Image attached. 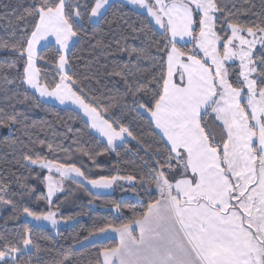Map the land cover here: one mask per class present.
<instances>
[{"label":"snow or ice","instance_id":"1","mask_svg":"<svg viewBox=\"0 0 264 264\" xmlns=\"http://www.w3.org/2000/svg\"><path fill=\"white\" fill-rule=\"evenodd\" d=\"M128 2L144 9L162 29L163 46L152 41L161 54L159 63L153 65L158 74L138 81L134 90L122 72L114 75L125 79L126 95L150 97L145 103L134 99V110L150 113V123L154 131L158 130L155 134L163 142L164 151L153 153L154 167L149 179L142 180V185L155 186V195L146 189L153 198L139 217L120 227H101L85 237L110 239L111 232L119 236L115 247L105 248L89 264H264V17L250 23L224 17L226 28L221 30H230V34L222 37L217 23L225 9L217 0ZM108 5L109 0H93L91 4L40 0L28 12L35 18L31 31L15 43L0 42V47L25 58L23 83L41 98L78 105L90 127L106 137L107 145L114 146L117 140L132 136L131 131L114 119H105L103 112L107 109L102 111L93 100L86 102L83 90L78 94L73 89L76 81L65 72L68 59L64 54L70 41L78 37L85 16L89 21L102 18ZM50 36L59 46V82L53 79L51 84L41 83L35 63L37 58L43 59L38 57L37 45ZM185 37L193 42L190 50L178 47ZM257 45L259 64L254 59ZM124 50L138 60L144 52L143 48ZM236 60L240 70L235 83L239 86L229 79L226 66ZM9 66L14 67V62ZM17 116L5 113L0 116V124H15ZM208 116H213V123L220 129L219 139L206 120ZM23 158L49 173L55 169L59 175L60 179L44 177L47 194L42 198L50 207L54 194L63 191L65 178L81 186L86 181L98 190L96 195L117 181L136 180L132 175L89 179L75 164L56 163L39 155ZM3 206L17 210L7 198V188L0 186ZM116 208L119 211L120 205ZM22 214L33 221H48L53 227L59 223L51 210L37 214L24 207ZM31 232L25 226L14 239L0 236V264H26L18 256L32 249L39 251ZM77 244L83 247L84 241L77 240ZM60 264H71L70 258L65 257Z\"/></svg>","mask_w":264,"mask_h":264},{"label":"trees","instance_id":"2","mask_svg":"<svg viewBox=\"0 0 264 264\" xmlns=\"http://www.w3.org/2000/svg\"><path fill=\"white\" fill-rule=\"evenodd\" d=\"M71 3H88L93 0H70ZM225 9L217 31L224 37L228 33L223 18L239 20L240 23L259 22L264 17V0H217ZM40 0H0V42L9 44L19 41L31 31L34 17L29 16L34 5ZM232 13V16H228ZM143 28V31H134ZM198 33L199 28H196ZM152 23L147 14L131 8L121 1L111 2L104 16L97 23L90 22L85 16L78 27L77 41L67 53L68 72L76 81L73 89L86 94L89 100L99 104L105 119H114L127 127L132 136L114 147L96 136L83 116L74 109L59 107L45 102L28 85L23 83L25 58L15 55L10 48L0 47V109L3 114H18L17 123L0 124V186L7 188V198L16 205L0 218V236L14 239L16 233L27 226L32 229L31 238L39 251L32 249L18 256L26 264H60L65 257L71 264H89L95 261L98 253L105 248L115 247L117 241L87 243L85 237L101 227H120L131 223L146 209L147 203L155 195V186L143 183L150 176L153 153L164 144L155 134L154 124L150 123V113L134 110L136 103H145L149 96L138 94L135 98L127 92L125 79L114 75L120 71L135 89L138 81L150 79L158 74L153 67L159 63L152 41L161 42L164 36ZM184 50L193 48V42L178 44ZM144 49L141 59L128 55L124 49ZM50 44L38 52L36 67L40 69L41 83L59 82L57 69L59 53ZM259 49L254 59L259 60ZM155 57V59H153ZM14 62L15 66L10 67ZM229 79L234 86L239 68L228 65ZM27 97V99H25ZM207 121L213 116L206 117ZM218 128V127H217ZM132 137H135L133 139ZM218 138L220 129L218 128ZM43 142V143H41ZM51 145V148L48 147ZM25 155L56 163H71L81 168L89 179L101 176L136 177L135 184L128 191L132 198H122L119 194H99L86 189L87 198L82 199L75 208L59 212L63 220L72 221L58 229L38 227L23 220L22 209L28 207L37 214H46L58 209L57 200L49 206L42 197L46 193L43 175L24 160ZM85 185H83L84 187ZM153 188V190H152ZM34 191H30L33 190ZM146 189H151L149 196ZM119 204V211L116 205ZM15 217V219H13ZM84 241V246L77 244ZM102 259V258H101Z\"/></svg>","mask_w":264,"mask_h":264},{"label":"rangeland","instance_id":"3","mask_svg":"<svg viewBox=\"0 0 264 264\" xmlns=\"http://www.w3.org/2000/svg\"><path fill=\"white\" fill-rule=\"evenodd\" d=\"M113 1H121L127 5H129L131 8L135 9V10H138L140 12H143L145 14L146 11L144 9H141V8H138L132 4H130L128 2V0H109V4ZM108 7V6H107ZM150 18V17H149ZM100 20L99 19H94L90 22L92 23H97L98 21ZM151 20V18H150ZM152 23L155 25V27L162 31V29L159 28L158 25L155 24L154 20H151ZM229 33H230V30H229ZM250 39V38H249ZM191 39L187 37V43L188 42H191L190 41ZM181 44H184V43H181ZM259 49V45L256 46V49H254V52H256V50ZM202 55V53H201ZM37 63V59H36V62ZM231 64H236L239 68V61L236 60L234 62H228V65H231ZM68 68V65L66 67V69ZM69 69V68H68ZM67 69V71H68ZM240 70V69H239ZM65 71V72H67ZM40 79V77H39ZM246 91V89H245ZM46 98V97H44ZM42 100V99H41ZM46 100V99H45ZM214 115V114H213ZM209 123V125L212 127V130L216 133L217 135V139L218 138V128L216 126H212L211 122L212 120L210 121H207ZM127 139L128 137L125 136ZM117 145H119L118 143L115 142L114 146H110L111 149H113L114 147H116ZM30 164V163H29ZM31 165V164H30ZM32 167H34L35 169H37L39 171L38 173V176L41 178V175H43V178L48 176V175H52L53 178L55 179H60L59 175L55 172V169L52 170L51 173H49V171L47 169H42L40 168L38 165H31ZM74 175V174H73ZM135 184V181L133 182H128V181H117L112 188H109V189H101L99 190V194H119L122 196V198H132L134 197V193L130 192L127 190V188L133 186ZM45 185H46V193H47V182L45 181ZM84 187L77 184V183H74L72 179H69V178H65L63 179L62 181V188H63V191H58L57 193L54 194V196L52 197V201H56L58 202V209L57 210H54V212L56 213V219L58 220V224L56 225V227H53L51 225L50 222L48 221H33L31 217H27L25 215H23V220L25 221H28L30 222L31 224L35 225V226H38V227H47V228H51V229H58L59 227L63 226V225H70L72 224L73 222L72 221H67V220H63L59 217V212H64V211H68V210H71L73 208L76 207V205L82 200V199H85L87 198V193H86V189H89L91 192L93 193H97L98 190L96 189H92L91 188V185L87 184V182L85 181L84 182ZM153 190V188H152ZM10 209V206H3V207H0V218ZM87 241V240H86Z\"/></svg>","mask_w":264,"mask_h":264},{"label":"crops","instance_id":"4","mask_svg":"<svg viewBox=\"0 0 264 264\" xmlns=\"http://www.w3.org/2000/svg\"><path fill=\"white\" fill-rule=\"evenodd\" d=\"M73 41H74V42H73ZM73 41H70V48H71V46L77 41V37H74V38H73ZM190 41H191V40H190ZM181 43L186 44V43H187V37H185L184 41H180L178 44H181ZM188 43H189V42H188ZM50 44L55 45L57 48L59 47V46L56 45V43H55V38L50 36V37H48V39H47L46 41H41V43H40L39 45H37V53H38L41 49H43L44 47H46V46H48V45H50ZM70 48H69V49H70ZM68 51H69V50H68ZM68 51H66V52L64 53L66 56H67ZM66 67H67V65H66ZM67 69H68V68H67ZM67 69L65 68V71H67ZM67 72H68V71H67ZM32 90H33V89H32ZM34 91H35V90H34ZM36 93H37V92H36ZM37 94H38V93H37ZM38 96H39V94H38ZM39 97H40V96H39ZM40 99H42V100L45 101V102L55 104V105H57V106H59V107H63V108H71V109L77 110V111L83 116V118L87 121V123L90 125V122L88 121L87 117L84 115L83 110L80 109L78 105L73 104L71 101H68V102H66L65 104H60L59 101L56 100V99H54V98H49V97L41 98V97H40ZM45 99H46V100H45ZM149 117H150V114H149ZM90 128H91V127H90ZM91 130H92V132H93L96 136H98L100 139H102V140H104V141L107 142L106 137L101 136V135H100L95 129H92V128H91ZM156 131L158 132V130H156ZM126 136H127V135H126ZM127 137H128V136H127ZM125 138H126V137H125ZM125 140H126V139H124L123 141H125ZM123 141H121V140H117L116 143L120 144V143H122ZM136 234L138 235V230H137V233H136ZM110 236H111L110 239L116 240V241H117V244L119 243V236H118L117 233L111 232V233H110ZM110 239H104L103 237H97L96 239H91V238H90V239L87 240V243L103 242V241L110 240Z\"/></svg>","mask_w":264,"mask_h":264}]
</instances>
